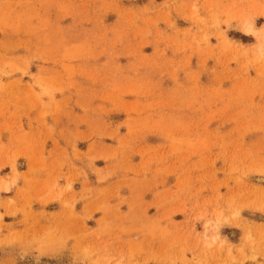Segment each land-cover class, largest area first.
Returning <instances> with one entry per match:
<instances>
[{
    "label": "rangeland",
    "instance_id": "rangeland-1",
    "mask_svg": "<svg viewBox=\"0 0 264 264\" xmlns=\"http://www.w3.org/2000/svg\"><path fill=\"white\" fill-rule=\"evenodd\" d=\"M0 264H264V0H0Z\"/></svg>",
    "mask_w": 264,
    "mask_h": 264
},
{
    "label": "bare ground",
    "instance_id": "bare-ground-1",
    "mask_svg": "<svg viewBox=\"0 0 264 264\" xmlns=\"http://www.w3.org/2000/svg\"><path fill=\"white\" fill-rule=\"evenodd\" d=\"M246 31H247L248 33H252V32L254 31V27H253V25H250V27L246 28Z\"/></svg>",
    "mask_w": 264,
    "mask_h": 264
}]
</instances>
